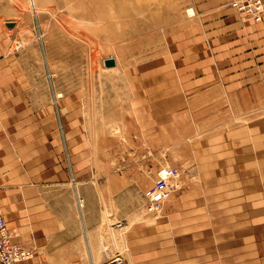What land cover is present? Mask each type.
Masks as SVG:
<instances>
[{
    "label": "rangeland",
    "instance_id": "rangeland-1",
    "mask_svg": "<svg viewBox=\"0 0 264 264\" xmlns=\"http://www.w3.org/2000/svg\"><path fill=\"white\" fill-rule=\"evenodd\" d=\"M185 9L182 0H0L6 52L17 59L16 71L27 85L20 95L22 115L49 117L54 130L43 145L45 156L55 159L56 169L67 176L66 186L55 192L70 195L83 235L87 203L93 202L96 234L88 241L94 264H106L117 254L122 264H135L132 256L139 252L158 261L160 236L168 237L169 264H198L197 256L222 264L220 251L213 255L204 249L192 258L178 249L176 237L196 247L190 231L209 220L198 217L208 208L207 194L223 192L207 185L223 177L214 160L222 161L226 148L234 150L241 142L253 149L255 131L262 134L257 141H264V67L254 63L246 73L244 67L220 72L225 66H244V55L256 50V44L240 38L239 31L198 42ZM8 22L14 27H6ZM108 59L115 62L110 69L102 66ZM203 64L215 68L217 82L210 88L208 83L202 89L187 87ZM238 82L240 88L226 87ZM162 127L165 139L159 136ZM234 165L232 159L225 172L237 214L244 210L238 183L243 171ZM167 167L177 169L179 178L172 180L171 199L149 215L143 193L157 171ZM198 194L204 200L198 208L183 200ZM176 206L182 216L174 218ZM175 225L183 232L175 234ZM89 259L86 247L84 259L74 261L91 264Z\"/></svg>",
    "mask_w": 264,
    "mask_h": 264
},
{
    "label": "crops",
    "instance_id": "crops-1",
    "mask_svg": "<svg viewBox=\"0 0 264 264\" xmlns=\"http://www.w3.org/2000/svg\"><path fill=\"white\" fill-rule=\"evenodd\" d=\"M182 1L184 7H191L195 13L192 19L196 26V41L202 42V40H208V37L210 39L216 37L217 41V38H222L220 34L224 31H239L240 38L253 40L256 44V50L244 55L246 59L244 66H225L220 72L229 70V72H237L238 68L244 67L241 70L246 73L247 67H251L254 63H261L259 69L264 67V21L252 25L251 21L238 17L240 15L227 8V4L233 0ZM5 36L6 34L0 33V208L2 209L0 211L3 212L13 242L34 253L32 261L19 264H79L80 262L74 260L84 259L86 247L89 260L92 261L96 258H92L88 236L94 237L96 234L93 228L96 213L91 211L93 202L90 200L89 205L87 203L90 210L86 213L85 221L88 225L85 226L86 232L84 230L83 235L72 210L70 195L55 192L62 185L66 186L67 176L64 171L56 169L55 159L47 160L45 156L46 150L43 145L47 146L53 135L50 132L54 130L49 117L38 119L35 115L29 117L22 115L23 101L20 95L21 90L27 85H24L26 83L23 81L22 73L16 71L17 59L6 52ZM250 54L252 58L248 57ZM205 59L208 62V57ZM215 72V68L203 64V67L197 69V80L187 84V87L197 86V89H202L208 83L210 88L217 82ZM241 86L242 84L238 82L226 87L237 89ZM190 104L193 105L194 102ZM180 115L184 117V114ZM160 130L159 136L165 139V136H168L164 131L165 127ZM254 135L253 149L240 145L241 142L234 150L230 146L227 147L228 151L224 152L222 161L214 160L221 165L224 172L231 170L232 159L234 167L238 169L239 166L240 171H243L242 175L240 173L243 177L238 183L243 188L244 204L241 208L244 207V210L234 214L230 198L231 181L227 179L226 172H223V177L210 179L208 187L212 186L218 190L222 187L223 192L217 195L207 194L208 208L198 217L205 216L209 220L205 227L197 226L196 230L190 231L193 234L192 240L196 239V247L193 244H183V241L178 242L179 237H176L178 249L190 253L192 258L194 253L199 254L204 249H210L213 255L215 250L221 252L222 264H264V141H257L261 138V132L255 131ZM28 160L29 165L23 167V161L28 162ZM119 178L118 174L117 179ZM114 179L112 175L111 180L114 181ZM47 188H51L54 192L46 193ZM179 190L174 192L177 194ZM74 191L76 201V188ZM192 196L189 200H183L192 202V207L195 205L197 208L200 207L204 201L202 197L199 194L196 199ZM77 208L82 217L83 208ZM181 212L176 206L171 216L177 218L182 216ZM232 215L241 218L239 224L232 222L234 218ZM81 222L84 228L83 218ZM181 232H183L182 227L175 225V234ZM160 240L163 241L160 243L163 247L158 248L161 252L157 258L158 261H154L156 259L151 253L139 252L132 256L134 263L169 264L172 259L166 255L167 248L164 247V241H168V237L160 236ZM196 260L198 264L215 263L214 259L209 260L202 256H197ZM91 264H94V261Z\"/></svg>",
    "mask_w": 264,
    "mask_h": 264
},
{
    "label": "built area",
    "instance_id": "built-area-1",
    "mask_svg": "<svg viewBox=\"0 0 264 264\" xmlns=\"http://www.w3.org/2000/svg\"><path fill=\"white\" fill-rule=\"evenodd\" d=\"M227 8L235 11L241 17L254 24L264 21V0H233L227 4ZM186 18H194L195 13L191 7L184 10ZM179 176V171L174 168H162L156 173L153 185L143 193L144 209L150 214H156L161 205L170 197L172 179ZM78 197L77 206H81ZM116 228H122L120 223ZM34 253L21 245L13 242L12 236L7 228L3 214L0 211V264H19L31 261ZM106 264H122L121 257L117 254Z\"/></svg>",
    "mask_w": 264,
    "mask_h": 264
},
{
    "label": "water",
    "instance_id": "water-1",
    "mask_svg": "<svg viewBox=\"0 0 264 264\" xmlns=\"http://www.w3.org/2000/svg\"><path fill=\"white\" fill-rule=\"evenodd\" d=\"M6 27H8V28H13L14 27V23H12V22H8V23H6ZM115 66V62H114V60L113 59H108V60H105L104 61V67L105 68H112V67H114Z\"/></svg>",
    "mask_w": 264,
    "mask_h": 264
},
{
    "label": "bare ground",
    "instance_id": "bare-ground-1",
    "mask_svg": "<svg viewBox=\"0 0 264 264\" xmlns=\"http://www.w3.org/2000/svg\"><path fill=\"white\" fill-rule=\"evenodd\" d=\"M20 43V42H19ZM102 66L104 67V62H103V64H102ZM105 68V67H104ZM106 69H110V68H106ZM168 168V167H167ZM179 178V176H177V177H175V178H173L172 180H177ZM80 200V199H79ZM79 203H80V207H82V202H81V200L79 201ZM146 213L147 214H149V215H155V214H150V213H148L147 211H146Z\"/></svg>",
    "mask_w": 264,
    "mask_h": 264
}]
</instances>
